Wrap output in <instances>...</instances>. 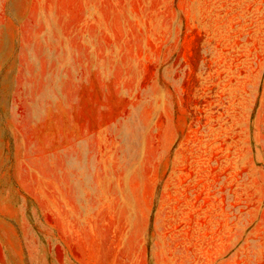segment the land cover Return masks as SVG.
<instances>
[{
  "label": "rangeland",
  "instance_id": "1",
  "mask_svg": "<svg viewBox=\"0 0 264 264\" xmlns=\"http://www.w3.org/2000/svg\"><path fill=\"white\" fill-rule=\"evenodd\" d=\"M0 264H264V0H0Z\"/></svg>",
  "mask_w": 264,
  "mask_h": 264
}]
</instances>
